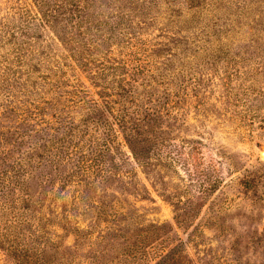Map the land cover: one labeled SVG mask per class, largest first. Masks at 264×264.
Returning a JSON list of instances; mask_svg holds the SVG:
<instances>
[{
  "label": "rangeland",
  "instance_id": "obj_1",
  "mask_svg": "<svg viewBox=\"0 0 264 264\" xmlns=\"http://www.w3.org/2000/svg\"><path fill=\"white\" fill-rule=\"evenodd\" d=\"M0 264H264V0H0Z\"/></svg>",
  "mask_w": 264,
  "mask_h": 264
},
{
  "label": "trees",
  "instance_id": "obj_2",
  "mask_svg": "<svg viewBox=\"0 0 264 264\" xmlns=\"http://www.w3.org/2000/svg\"><path fill=\"white\" fill-rule=\"evenodd\" d=\"M17 51H20V50H17ZM149 76H151V75H149ZM144 79H145V76H144ZM132 90H135V87H133V88L130 87L128 90V93H130V92L132 93ZM135 115H137L136 111L135 112L125 111L123 114H120L117 117H115L114 126H118L122 130V132L125 133L124 136L127 138V140H128V138H130L131 140H132V138H136V137H131V136H138L139 135L138 129H140V127L138 125V119H136L135 122L129 123V120L131 119V117L135 116ZM147 115H145L144 118H146V120L149 121V119H151V118H149V113ZM64 127L67 128L66 126H64ZM71 128L72 127H70L68 130H71ZM64 134L67 135V133H64ZM68 136L72 137V134H70ZM132 154H133V157L136 158L134 153H132ZM57 162L58 161H56L55 164H57Z\"/></svg>",
  "mask_w": 264,
  "mask_h": 264
}]
</instances>
